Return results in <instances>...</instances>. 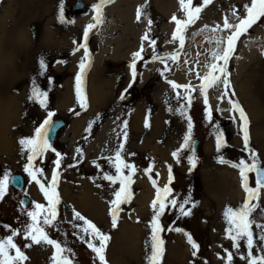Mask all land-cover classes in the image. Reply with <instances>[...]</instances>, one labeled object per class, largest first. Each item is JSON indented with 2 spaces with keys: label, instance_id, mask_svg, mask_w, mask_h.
I'll return each mask as SVG.
<instances>
[{
  "label": "rangeland",
  "instance_id": "1",
  "mask_svg": "<svg viewBox=\"0 0 264 264\" xmlns=\"http://www.w3.org/2000/svg\"><path fill=\"white\" fill-rule=\"evenodd\" d=\"M33 1L40 3L45 0H0V29L25 30L29 25L30 11L35 8L32 7ZM77 1L79 0H63L65 22L62 23L59 19L62 0H49V4L43 7L44 14L41 13L38 24L36 23L42 36L34 44L32 42L29 48L32 51L29 53L32 62L21 64L23 68L31 69L35 63L33 56L36 55L39 58L37 69L40 72L28 77L17 72L14 73L15 80L9 73L6 76L7 82L0 84V97H20L21 91L26 90V98L23 99V94L20 101V125L14 126V123L10 128L9 138L14 143L10 154L15 158L0 151V179H3L5 171L9 173V181L13 174L20 173L27 186L26 191H13L8 181L6 194L0 199V239L10 235L12 229L19 230L20 234L14 237V242L27 257L20 264H55V248L52 245L44 242L35 244L24 238V226L30 222L27 212L34 210L35 203L44 204L47 208L48 202L40 185L32 181L24 171L29 153L21 145H15L21 137L34 135V128L47 117L48 112H52V120L55 117H65L71 121L61 143L52 146L61 153L60 165L57 167L55 161L58 158L51 149L32 163L34 168L43 170L42 175H37L46 188L51 184L52 173H57V193L60 200L57 205L58 215L53 221L54 226H45V230L51 239L57 240L66 249L62 255L71 264H100L96 254L88 247L90 238L85 236L81 227H74L83 226V221L74 219L73 209L109 235L105 250L108 264H149L151 220L154 215L152 202L156 198L157 188L163 189L165 186L172 189L168 199L175 198L178 204L191 197L190 202L185 205L186 210H191V215H182L179 207H172L170 204L164 210L160 217L163 227L160 236L164 241L160 264H228L229 252L233 254L231 264H247L241 258L247 255L246 240L240 241L239 249L233 246V240L228 238V223L224 216L228 207L239 208L247 199V194L242 188L239 169L232 167L230 163H220L218 159L223 157L232 163L245 159L251 163L250 154L243 145L242 122L238 119L239 113L230 110V98L244 109L249 120L250 147L258 153L259 160L264 165V17L258 19L237 40L227 64V79L230 82L227 88L221 81H217L207 89L212 110V122H209L205 115V93L199 90L202 80L196 74L199 73L202 77L210 71L212 63H223L213 56L214 52L226 47V38L230 34L229 30L223 29V21L228 17L230 22L236 23L233 11L244 13V6L250 4V0H210L207 4L204 0H193L192 6H199L201 11L197 19L183 31V46L178 39L172 38L176 28L172 17L175 15L178 19L187 18L180 0H173L174 8L170 12L162 11L159 3L172 0H130L136 6V17L137 10L141 11L140 19L135 18L134 27L131 28L126 27L127 23H124L116 11L105 8L104 5L115 3V0H110L102 7V22L89 30L87 41L83 34L88 24L96 23L93 5L100 0H83L87 9L75 17L69 10ZM49 5L53 8V15L48 12ZM149 5L155 8L162 18L161 22L149 14ZM6 11L10 15L5 19ZM33 17L36 18L35 13ZM170 25L173 27L164 28ZM45 30L52 32L53 42H48V39L43 42L46 39L43 35ZM135 32H138L137 38ZM62 33L65 34L64 40ZM145 34L149 40L156 41L155 46L144 39ZM2 36L0 31V37ZM84 44L89 51L88 58L84 57V48L81 47ZM142 46V58L136 61V77L133 80L129 66L133 53ZM154 54H174L176 59L165 57V62L162 63L159 59H152ZM42 58L46 63V70L40 68ZM75 58L71 64L69 60ZM81 60L86 63L82 78L84 101L79 100L76 94V76L81 71ZM7 68L9 65L4 73L12 72V67L8 71ZM96 70V75L110 84L105 87L110 95L97 108L92 105L89 89ZM180 76L183 80L178 78ZM169 81L180 85L190 84L196 89L191 93L190 104L184 99L177 101V91L182 96L186 93L183 88L173 89ZM33 87L48 93L47 109L30 99ZM121 95L125 97L123 100L120 99ZM220 96L225 97L223 101L218 99ZM181 108L184 115L180 114ZM71 110V114L68 113ZM189 115L194 124L192 142L190 147L182 149ZM73 117L76 118L71 120ZM76 121H80L77 130L74 128ZM124 121L128 122L126 129ZM217 126L224 133L225 141L219 150L214 134ZM96 130L98 131L86 145L84 152L81 149L78 152L79 144ZM124 131H127L126 140ZM197 139L200 140L198 155L193 151V142ZM120 143H124V159L135 167V172L131 173V198L128 203L120 205L117 226L113 228L110 201L114 199V189H119V182L111 184L103 179V175L105 172L115 173L114 167L105 157L114 156ZM178 150V157H174L173 153ZM193 155L196 158L194 168L189 162V157ZM148 168H151L150 172L145 171ZM124 174L129 175V170L125 169ZM249 185L255 187L254 173H249ZM88 191L95 196L102 214L92 216L78 205L79 195ZM24 197L31 200L26 208L21 204ZM251 204L254 205L250 219L254 221L252 230L255 239L252 251L254 255H260V249L264 247L260 236L264 232L256 225H264V189L260 191L259 199L252 200ZM42 219L41 216V222ZM126 224L140 227L143 235L140 243L138 241L137 245L126 246L128 248L124 247L121 240ZM175 228L183 231L169 230ZM185 233L190 234L199 245L196 256L192 255L193 249ZM93 242L99 244L98 240ZM26 244L31 246L26 247ZM178 244L182 253L175 258L171 249ZM10 254L15 255V251L11 250Z\"/></svg>",
  "mask_w": 264,
  "mask_h": 264
},
{
  "label": "snow or ice",
  "instance_id": "2",
  "mask_svg": "<svg viewBox=\"0 0 264 264\" xmlns=\"http://www.w3.org/2000/svg\"><path fill=\"white\" fill-rule=\"evenodd\" d=\"M110 2V0H100L99 3L93 5V10L96 13L94 16L95 24H88L87 28L84 32V40L87 41L89 30L94 28L96 24L102 22V7L104 4ZM210 0H204V3H209ZM181 6L185 9L187 18L186 19H178L175 15L172 17V20L175 22L176 28L173 33V40H179L181 46L184 45V36L182 35L183 31L187 28V26L193 23L198 14L201 11L199 6L193 7V0H180ZM244 13H236L233 11L232 15L234 19L237 21L236 23L230 22L228 17H225L223 21V29L229 30L230 34L226 38V47L222 49V51H217L213 53L214 58L217 61H222L223 63H212L210 67V71L207 74L200 76L197 73V77L202 80L200 84L199 90L204 95V104L205 115L209 122H212V110L209 105L208 96L206 94L207 89L211 88L216 84L217 81H221L225 88L229 85V80L227 79L229 73L227 72V64L230 59L231 54L234 52L235 44L240 36L248 31L249 28L261 17H264V0H250V4H246L244 6ZM246 13V14H245ZM141 11L137 10V20L140 19ZM59 19L63 23L65 22L64 18V4L63 0L60 4V13ZM151 24V21H149ZM145 40H149L147 34L144 36ZM151 46L156 45L155 40H149ZM84 48V57H89V51L87 45H81ZM79 50V49H77ZM143 51V46L139 51L133 53V60L130 64V69L132 72L133 80L136 77V61L141 57V53ZM153 51L155 52V48L153 47ZM165 57L175 60L176 57L174 54H165V56H157L153 55V60H161L162 63L165 62ZM46 63L42 58L40 60V68L41 70H46ZM80 74L76 76V94L77 98L81 101H84L85 96L82 91V78L84 74V70L86 68V63L84 60H81L79 64ZM173 89L183 88L186 95H183L177 91L176 98L179 102L181 99L187 101L188 104L192 101L191 93L196 91L193 86L190 84L180 85L176 82L169 81ZM125 97L121 95L120 99L123 100ZM224 96L218 97L219 100L223 101ZM30 99L36 100L41 107L47 109V99L48 93L46 91H41L35 87L32 89V93ZM229 104L231 105V111L239 113V121L242 122L241 129L243 132V145L244 149L247 150L250 154L251 163L246 161L245 159H240L238 163H232L230 161H226L223 157H219L218 162L220 163H230L232 167L239 169V175L242 181L243 191L247 194V199L242 203V205L233 209L232 207H228L224 212V216L227 219L228 228L227 234L228 238L233 240V246L239 249L240 241L246 240L247 247V255L242 256V259L247 261V264H264V247L260 249V255H254L252 249L255 245L254 233H253V223L254 221L250 219L251 213L253 211L254 205L251 204V201L259 199L260 191L264 189V167H261V162L258 157V153L254 152L250 147V136L248 131L249 120L248 117L242 108V106L238 102H233L229 98ZM219 111H224V109H218ZM180 114L184 115L183 109H180ZM54 113L48 112L47 117L39 124V126L34 128V135L30 137H21L19 139V144L22 146V149L26 150L29 155L27 157L28 163L24 167V171L28 174L32 181H35L40 185V190L43 192L44 198L48 202V207L46 208L44 204L35 203L34 210L28 211L27 216L30 218V222L24 226L23 233L25 240L30 239L32 243L40 244L44 242L48 245H52L55 248L54 261L55 264H71V261L63 256L62 254L66 251L65 248L61 246V244L54 239H51L48 233L45 230V226H54L53 221L56 220L58 215L57 205L60 203L58 193H57V173L54 171L52 173L51 184L46 188L45 183L41 182V179L38 178L37 173L42 175V169H36L33 167V161L51 149L56 153L57 160L55 161L57 167L60 165L61 153L56 151L55 148L49 143V132L53 128L52 116ZM236 119L235 116L232 117ZM127 121H124V128H127ZM146 126L147 122H146ZM193 121L191 116H187V133L184 136V142L181 145V148H188L192 142V129H193ZM216 138V147L219 150L224 141V133L219 130V127H216L215 131ZM123 136L126 140L127 131L123 132ZM80 151L79 149L77 150ZM179 150L173 153L174 157H178ZM134 155V154H133ZM111 165L115 169V173L105 172L103 175V179L109 181L111 184H116L119 182V189L113 191L114 199L110 201V215H111V224L112 227L115 228L118 222V213L121 210L120 205L124 203H128L131 198L130 185L132 183V175L131 173L135 172V167L126 162L124 159V143H120L115 150L114 156L105 157ZM189 162L194 168L196 166V158L195 156L189 157ZM99 167V165H97ZM129 170V175L124 174V170ZM145 171L150 172L151 168L146 169ZM249 173L255 174V187H251L249 185ZM171 168H169V182H171ZM9 181V173L5 171L3 179H0V199L6 194V189ZM155 184V181H153ZM97 187H101V185H97ZM50 189V190H49ZM172 189L168 186L163 187V189L157 188L156 198L152 202V208L154 210V215L151 220V254L148 257L149 264H160V258L164 252V241L160 236V233L163 231V227L160 223V217L164 213L166 207L170 204L172 207H179L180 213L184 216L191 215V210L185 209V205L188 204L191 200L189 196L182 203L178 204V201L175 198L168 199L171 195ZM193 207L195 205L193 204ZM74 219L77 221H83V226L74 225V227H81L82 232L86 237H89L88 247L96 254L99 259L100 264H108L105 256V250L107 242L109 241V235L105 234L101 231L96 224H94L91 220L86 219L80 212L75 211L73 209ZM41 216L43 217L41 222ZM8 227V226H5ZM256 227L260 228L262 232H264V225L257 224ZM175 230L177 232H182L183 229L175 228L169 229ZM19 230L12 229L11 234L6 236L4 239H0V264H20L21 261L26 260L27 257L25 253L21 250V248L14 242V237L19 235ZM187 235L188 243L191 245L193 252L192 255H197V250L199 245L195 242L193 237L185 233ZM99 241V244L94 243L93 241ZM260 240L264 241V235L260 236ZM26 247H30L31 244H26ZM11 250L15 251V255H11ZM70 251V250H69ZM228 264H231L233 254L231 252L228 253Z\"/></svg>",
  "mask_w": 264,
  "mask_h": 264
},
{
  "label": "bare ground",
  "instance_id": "3",
  "mask_svg": "<svg viewBox=\"0 0 264 264\" xmlns=\"http://www.w3.org/2000/svg\"><path fill=\"white\" fill-rule=\"evenodd\" d=\"M81 2L86 3L83 0H81ZM31 3H33L32 7H35V8L33 10L31 9L30 11L31 13L29 14L30 15V21L28 23L29 25H27L25 30L20 31L18 29L17 30L13 29L11 31H6V30H3L2 28L0 29L3 35L2 37H0V84L2 85L7 82L6 76L9 73L13 76L12 79L15 80L16 76H14L15 75L14 73H17V72L18 74H20L21 72L26 77H28V75L30 74L31 75L36 74L37 71L40 72V70L37 69L39 58L38 56L34 54H33L34 55L33 61L35 63L33 62L34 64L31 66L32 67L31 69H29L28 67L23 68L21 64L26 63V62L27 63L32 62L31 58L29 57V53L32 51L29 48L30 46H32V42L34 44V41L37 42V40H39L40 37L42 36L41 30L38 29L39 26H36V25L38 24L37 20L39 19L41 13H43V7L49 4V0H45L44 2H40V3L33 1ZM159 4H160V8L164 12H170L174 8L173 0L168 1L167 3L165 2L163 4L162 3H159ZM49 7L50 9L48 12H50V15H53L54 14L53 8H51L50 5ZM135 7H136L135 4L131 2L130 0H118V2L114 4L113 6H111L109 10L113 9L114 11H116L117 14L120 16V18L124 21V23H127L126 27L131 28V27H134L133 23L135 22V17H136ZM34 13H35L36 18L33 17ZM9 15H10V12L6 11L4 18L6 19V16H9ZM170 27H173V25L165 26L164 28L167 29ZM125 32H127V30H125ZM62 34H63L62 40H64L65 34L64 33ZM135 34L137 38L138 32H135ZM43 35L46 36V39L43 42H45L47 39H48V42L54 41L53 34L50 30H45V33ZM126 35L128 36L129 33H126ZM73 60H76V58L69 60L71 64L74 62ZM10 63L12 65H10ZM8 65H9V68H7V71L10 69V67H12V72H7L6 74L4 72L6 70V67H8ZM97 72L98 71L96 70L95 77H93V79L90 80L91 86L89 84L87 87L89 88L90 86L89 89L92 95V105L95 108H97V105L99 106L100 104H102L107 99L108 95H110V93L105 88V87L110 86L109 82L108 81L105 82V80H103L102 78H99V75H96ZM178 78L183 80L181 76ZM69 83H71V80ZM2 92L4 93L6 91L2 90ZM21 92H22V96L24 94L23 99H25L26 90H23ZM66 94L68 93L66 92ZM22 96L20 97H17V96L2 97L1 96L0 97V151L6 154H9V156H11L12 158H15V157L10 154L11 148L14 144L13 141L9 138V136L11 135L10 128L13 127L14 123H15L14 126L20 125L18 123V115L22 111L21 104H20ZM252 113H257V112L252 111ZM78 123H80V121H76V124L74 125L75 126L74 128L76 130L79 129L78 128L79 126L77 125ZM69 128L70 127L68 125V129ZM15 145L20 146L19 140L15 142ZM90 191L84 192L81 195H79L78 198L80 199V201L77 202L78 205L82 207L83 209H86V211H88L89 214H91L92 216H96L97 214H102L103 211L99 203H97L95 196H93ZM144 197L146 199V196ZM124 227L125 228L123 229V233L121 235V240L124 242L123 244L125 245L124 247L126 246L129 247L131 245L133 246L137 245L138 241L140 243V241L143 238V235L141 233L142 231L141 228L128 225V224L124 225ZM171 253L173 254V256H175V258L180 257L182 253V249L179 246V244L176 247H172Z\"/></svg>",
  "mask_w": 264,
  "mask_h": 264
},
{
  "label": "water",
  "instance_id": "4",
  "mask_svg": "<svg viewBox=\"0 0 264 264\" xmlns=\"http://www.w3.org/2000/svg\"><path fill=\"white\" fill-rule=\"evenodd\" d=\"M86 8L87 5L80 1L71 8V13L75 15L78 10L85 11ZM150 14L155 16L159 22L162 21V18L154 11L152 7H150ZM53 125H54L53 128L49 132L50 144H54L57 141L59 134L68 127V121L64 119H58L53 122ZM198 143L199 142H195L194 144V151L196 153H198V148H197ZM11 186L16 190L22 191L24 189V178L20 175H14L11 179ZM29 202L30 200L28 198H24L22 200L23 207H26L29 204Z\"/></svg>",
  "mask_w": 264,
  "mask_h": 264
},
{
  "label": "trees",
  "instance_id": "5",
  "mask_svg": "<svg viewBox=\"0 0 264 264\" xmlns=\"http://www.w3.org/2000/svg\"><path fill=\"white\" fill-rule=\"evenodd\" d=\"M91 138V136L88 137L87 141H89V139ZM85 145V143L82 145V147Z\"/></svg>",
  "mask_w": 264,
  "mask_h": 264
},
{
  "label": "flooded vegetation",
  "instance_id": "6",
  "mask_svg": "<svg viewBox=\"0 0 264 264\" xmlns=\"http://www.w3.org/2000/svg\"><path fill=\"white\" fill-rule=\"evenodd\" d=\"M117 0H115L114 2H116Z\"/></svg>",
  "mask_w": 264,
  "mask_h": 264
}]
</instances>
